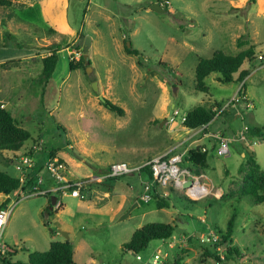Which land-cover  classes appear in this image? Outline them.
Returning <instances> with one entry per match:
<instances>
[{
  "label": "rangeland",
  "instance_id": "1",
  "mask_svg": "<svg viewBox=\"0 0 264 264\" xmlns=\"http://www.w3.org/2000/svg\"><path fill=\"white\" fill-rule=\"evenodd\" d=\"M155 3L160 10L151 9ZM60 6L66 16L54 11L44 15L40 0H12L10 6H0V104L31 134L19 153L28 149V155L36 142L41 146L34 152L41 174L52 150L64 158L73 178L83 179L96 178L113 162L138 165L169 149L178 140L168 131L179 122H168L172 108L184 114L199 104L215 101L223 106L240 89V82L224 83L212 73L205 78L208 92L195 90V65L215 50L235 54L255 46V59L241 66L249 71L243 91L253 106L247 111L240 100L227 108L233 121V132L227 135L235 140L214 148L204 140L203 181L209 188L220 187L221 196L219 191L190 202L171 193L169 207L158 209L155 199L141 200V182L149 178L136 173L114 181L93 180L84 198L58 195L63 204L48 215V194L11 196L8 202L16 204L2 242L17 248L12 260L25 262L30 252L46 251L50 241L63 238V230L71 235L74 264H144L155 252L167 264L175 259L182 264H264V203L239 198L243 181L239 169H245L246 158L232 146L244 125L258 128L242 152H253L264 171V59L256 58L264 57V0H62ZM81 34L92 39L85 51L90 74L82 66L68 67L67 50L77 49ZM54 43L63 49L45 83L39 80L41 57L46 56L44 47ZM125 44L139 56L126 53ZM99 96L123 108V116L106 108ZM237 105L246 111L244 116ZM222 116L212 121L209 131L229 129ZM18 157L0 150V170L22 176L28 190L30 174L33 183L38 176L32 169L27 175L20 172ZM43 183L48 186L52 181L47 177ZM233 213L231 235L216 248L222 260L218 262L204 248L210 247L211 236L218 235L215 229L226 230ZM150 222L173 224L174 232L166 240H151L139 253L142 260H137L122 244ZM80 232L82 237L75 242ZM226 245L238 253L224 258Z\"/></svg>",
  "mask_w": 264,
  "mask_h": 264
},
{
  "label": "trees",
  "instance_id": "2",
  "mask_svg": "<svg viewBox=\"0 0 264 264\" xmlns=\"http://www.w3.org/2000/svg\"><path fill=\"white\" fill-rule=\"evenodd\" d=\"M255 1L256 0H250L252 3H255ZM11 4L12 0H0V6L7 7ZM84 38L85 36L83 34L79 35L78 43L76 44V48L81 49L82 51L80 59L78 61L68 60V67L70 70L76 69L80 66L83 68L86 67L83 58L84 51L82 49ZM239 44L241 46L243 43L239 42ZM124 47L126 53L139 56L136 49L127 47L126 44ZM61 49H63V46L60 43H54L50 46L44 47V51L49 54L41 58L42 69L39 77L40 81H45V83H47L52 77L58 61V52ZM254 49L255 46L251 44L248 48H245L235 54H227L222 50H215L208 58L200 57L195 65V90L208 92V88L205 84V78L211 73H218L220 75L219 81L221 82H242L238 93L244 94L243 88L245 86V82H243V79L248 75L249 71L248 69H241V66L244 62H251L253 59H255ZM261 59H264L263 55ZM138 63L141 64V61L138 60ZM236 74L237 76L235 77ZM102 104L110 111L116 113L119 116H123L124 109L117 104H114L107 99L102 102ZM214 107H220V104L216 102L210 104H199L189 109L186 112L183 126L190 129H198L206 125L208 126L215 119L216 112L213 110ZM245 132H249V134L252 135L258 134V128L248 127L247 131ZM30 138V132L20 126L10 111L5 107H2L0 104V150L17 152ZM205 152L206 150L202 151V149L198 146L188 149L183 156V164L188 166L196 174L202 173L201 170L204 165ZM53 156H55L54 150L49 152V157ZM245 158V169L242 167L239 169V171L242 173L243 179L241 190H239V198L242 196H248L254 204L264 203V171H262L259 164L257 163L253 152H245ZM141 173H146L148 178L152 180L151 172L147 166L141 170ZM30 179V184H33L34 178L31 174ZM114 179L116 178H109L105 180V182L113 181ZM21 190H25V186H23L19 177H13L0 170V194L18 196ZM154 191L155 190H151L150 192L153 193L152 197L156 200V207L158 209L168 208L170 203L167 197L171 196V193L177 194L174 192V190H171L169 196L166 195L165 197L160 196L159 193ZM47 197L48 206L45 208L46 215H48V213L51 211L57 210L54 209V205L52 204V198L54 196H51L48 193ZM177 199H179V201L185 199L190 202L196 201L190 200L184 195L177 196ZM234 219L235 214L233 213L227 222L226 230L222 232L219 229H215L216 233L218 234L216 235L217 237L214 238L211 236L209 239L211 243L209 244L210 247L207 246L204 248L206 255L214 257L218 262L222 260L216 248L227 243L231 235ZM173 232V224L164 222L146 223L133 231L129 240L122 244V248L138 255L147 248L151 240H166L172 236ZM6 246V254L1 259L3 264H74L73 245L68 239L62 241H51L46 251L30 252L25 262L13 261L12 256L17 253V248L7 244ZM225 252L224 258H228V256L232 255L233 253H238V249L236 247L226 245ZM171 264H182V262L178 259H175Z\"/></svg>",
  "mask_w": 264,
  "mask_h": 264
},
{
  "label": "built area",
  "instance_id": "3",
  "mask_svg": "<svg viewBox=\"0 0 264 264\" xmlns=\"http://www.w3.org/2000/svg\"><path fill=\"white\" fill-rule=\"evenodd\" d=\"M67 52L70 61L79 60L82 54L81 49H73V51L67 50ZM48 54L49 53H46V55ZM257 58L261 60L262 55L259 54ZM240 100H246V96L242 93H237V95L233 96L232 99L226 102L223 106L214 107L213 110L216 112L215 117L223 112L232 103ZM246 107L249 108L251 107V105L247 103ZM185 115L186 114H181L179 109L172 108L168 116V122L173 123L175 121H179V124L182 126L185 120ZM205 127H207V125L198 129L189 128L188 130L191 134L190 136L200 134ZM247 129L248 126H245L244 132L247 131ZM216 136L219 139V147H223L225 144H227L226 138L222 137L220 134H217ZM242 140H246V138L242 136ZM39 148H41V146L37 142L32 146L33 150ZM201 149L202 151L205 150L204 148ZM186 151L177 152L174 148H169L162 153L150 157L145 162L138 165H131L124 161L113 162L104 170L102 174H100L96 178L86 177L83 179L73 178L71 172L68 169L67 162L63 158L55 155L53 157H48L43 165L44 171L52 181V184L45 189L34 185L28 190H21L18 196L25 197L49 193L51 196H55L54 208L58 209L62 206V201L57 197L58 195L61 197L71 196L75 198H84V190L91 181L95 180L101 182L109 178H117L126 174L134 173L138 174L140 177L142 174L141 170L145 166L149 168L152 175V180L144 183L145 191L140 196L141 200L145 202L152 199L153 193L150 192L151 190H155L157 193H159L160 196H166V190H175L190 200H200L212 194L218 195L219 191V195L221 196L223 191L220 187H216V189L209 188L203 181L204 174H196L188 166L183 164V156ZM16 163L17 168L24 175H27L29 171L28 169L33 167L32 158L26 154H19ZM19 178L22 183V176H20ZM37 179L41 178L38 177ZM187 180H190L191 184L188 186H184V183ZM39 182H41V180H39ZM10 197L11 195H5L3 202L0 203V264H3L1 259L7 251L6 244L2 242L3 228L6 226L11 212L16 204V202H8ZM6 203L7 205H5ZM136 259L142 260L141 255H136ZM163 259L164 258L160 253L155 252L149 256L144 264H164Z\"/></svg>",
  "mask_w": 264,
  "mask_h": 264
},
{
  "label": "crops",
  "instance_id": "4",
  "mask_svg": "<svg viewBox=\"0 0 264 264\" xmlns=\"http://www.w3.org/2000/svg\"><path fill=\"white\" fill-rule=\"evenodd\" d=\"M62 0H43V1H41L40 0V3L42 4V10H43V12H44V15H46L48 12L47 11H50V12H55V13H57V15H65V13L63 12V11H61V6H60V2H61ZM31 4V3H30ZM51 4V5H50ZM54 14V13H53ZM66 16V15H65ZM63 23V22H62ZM61 23V25L60 26H64V28H66V31H67V26L65 25V23H63L62 24ZM64 28H63V30H64ZM52 30H54L53 29V27H52ZM51 30V31H52ZM52 32H55V30L54 31H52ZM76 35H77V33H76ZM56 42H58V41H56ZM91 44H92V39H91ZM62 50V49H61ZM43 57H45V56H43ZM42 58V57H41ZM1 65V64H0ZM214 75H215V73H213ZM212 73L210 74V75H213ZM53 75V74H52ZM209 76V75H208ZM207 76V77H208ZM237 76V74L235 75V77ZM215 77H217V79L219 80V76L218 75H215ZM248 77V75L244 78L245 80H246V78ZM243 79V82H245V80ZM50 80V79H49ZM242 83V82H241ZM240 83V84H241ZM239 92V91H238ZM237 92V93H238ZM243 93L245 94V92L243 91ZM245 96H246V102H245V100L243 101L244 102V105H243V107H244V109H246L247 111H248V107H246V105H247V103H249L250 105H251V107L253 106L252 105V102H251V100L248 98V96H247V94H245ZM215 102V101H214ZM242 102V103H243ZM213 103V102H212ZM237 103H239V102H237ZM246 104V105H245ZM238 109H239V112H241V114L244 116V113L246 112H244V110H243V108H240V106L239 105H237L236 106ZM250 107V108H251ZM228 108V107H227ZM227 108L224 110V111H226V112H221L219 115H217L216 117H215V119H217V118H219V117H221V115H223L222 116V123H223V125H226V127L227 128H229V129H225V128H222V129H219V130H216V131H209V127H210V125H211V123L199 134V136H198V138H196L197 137V135H195V136H190L191 134L189 133V128H186V127H184L183 125L180 127L181 129H179V122L177 123V124H175L176 126L175 127H172L173 129H171V127H170V130H168V131H170V132H173V137L175 138V139H178L176 142H174V144L170 147V148H174L177 152H185L186 150H188V149H190V148H194V147H196V146H198V147H200V148H204L205 150H206V145H205V143H204V140L205 141H211L212 142V145H213V148L216 146V144H218V142H219V139L217 138V134H220L222 137H224V138H226L227 139V142L229 141H233V140H235L234 138H230L228 135H227V132H233V129H232V127H231V124L233 125V121L232 120H230L231 118H228V116H227ZM184 114H186V113H184ZM242 115H240L239 116V118H244ZM230 117V116H229ZM214 119V120H215ZM230 120V121H229ZM162 122H166V120L164 119ZM245 126H248V125H244V127ZM244 127L242 128V131L239 133V140H238V142L237 143H233V149H234V151L237 153V154H241V156L242 157H245V152L243 153L242 152V150H243V147H245L246 145L244 144L245 142H246V140H242V136H244V138H246L247 139V141H253L254 140V135H252V134H249V132H244ZM249 127V126H248ZM227 130H229V131H227ZM225 134H224V133ZM247 133V134H246ZM249 142H247L248 143V145H249ZM21 149V148H20ZM19 149V150H20ZM30 150H32V147H30L29 148ZM39 149H41V148H39ZM19 150L17 151L18 153H16V152H12V153H14V155L16 154V155H19V154H25V153H27V151H28V149L26 150V151H24L23 153H19ZM36 150H38V149H36ZM36 150H32L31 151V153H29L28 155L32 158V162H33V165H34V167L32 168H29L28 170H30V169H32V171L33 170H35V172H36V175L39 177V178H41V179H37L33 184H30L29 186L30 187H32V186H34V185H37L38 187H40V188H42V189H45V188H48L50 185H48V186H44V183H43V181L46 179L47 180V174L45 173V171L43 172V174H41L40 172H41V170H42V167L41 168H36V166H35V161H34V152L36 151ZM49 157V156H48ZM64 159V158H63ZM203 169V168H202ZM103 173V172H102ZM101 173V174H102ZM32 175V174H31ZM100 175V174H99ZM141 175H146V173H142ZM206 176V175H205ZM37 177V178H38ZM49 178V177H48ZM206 178H207V176H206ZM140 179V178H139ZM39 180H41V182H39ZM150 180V179H149ZM207 180H208V178H207ZM114 181V180H113ZM141 184H142V187H143V192L145 191V184L144 183H142L141 182ZM171 191V190H170ZM141 192V191H140ZM139 192V193H140ZM174 192L175 193H179L178 191H175L174 190ZM166 193H167V191H166ZM168 194V193H167ZM1 196H2V200L0 201V203L1 202H3V200H4V198H5V195L4 194H0ZM141 195H142V193H141ZM167 196H169V195H167ZM55 197V196H54ZM152 199H154L153 197H152ZM151 200V199H150ZM149 201V200H148ZM63 204V203H62ZM54 205V204H53ZM55 209V208H54ZM52 231V230H51ZM63 230H61L60 231V233L62 232ZM65 232H67L68 233V240H70L71 241V235H70V233H69V231H65ZM74 235H75V233H74ZM82 237V233L80 232V238ZM54 240H58V239H54ZM60 241H62V240H65V238L63 237L62 239H59ZM53 241V240H52ZM51 242V241H50ZM50 244V243H49Z\"/></svg>",
  "mask_w": 264,
  "mask_h": 264
},
{
  "label": "water",
  "instance_id": "5",
  "mask_svg": "<svg viewBox=\"0 0 264 264\" xmlns=\"http://www.w3.org/2000/svg\"><path fill=\"white\" fill-rule=\"evenodd\" d=\"M151 9H153L155 11H158V10H160V5L157 4V3L152 4ZM90 45H91V38L88 37V36H86L84 38V40H83V45H82L83 51L85 52L86 50H88V48L90 47ZM128 45H130V42H128ZM83 58H84V64L86 66L85 67L86 72H87V74H90L92 72V68L90 67V62H89L88 55H87L86 52L83 54ZM92 88H93L94 91H96V92L98 91L97 81L92 82ZM99 99H100L101 102H104L105 101V98H103L102 96H99ZM162 124H163V122L160 123V126H162ZM190 184H191V181L190 180H187L184 183V186H188ZM54 202H55V197L52 198V204H54ZM50 231H51V229H50ZM61 234L63 235V237L65 239H68L69 236H68V233L67 232L62 231ZM79 237H80V234H79L78 238L75 239V242H78Z\"/></svg>",
  "mask_w": 264,
  "mask_h": 264
}]
</instances>
